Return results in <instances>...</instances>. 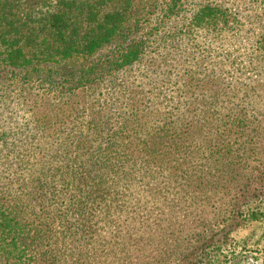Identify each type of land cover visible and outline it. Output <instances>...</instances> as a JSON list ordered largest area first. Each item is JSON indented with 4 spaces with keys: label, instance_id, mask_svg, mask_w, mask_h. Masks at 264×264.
Masks as SVG:
<instances>
[{
    "label": "trees",
    "instance_id": "16d2710c",
    "mask_svg": "<svg viewBox=\"0 0 264 264\" xmlns=\"http://www.w3.org/2000/svg\"><path fill=\"white\" fill-rule=\"evenodd\" d=\"M233 20L219 0H0V264H77L138 204L163 219L214 198L236 207L250 181L226 178L223 160H249V125L220 95L237 88L222 61L186 60L192 34L217 37ZM142 23L157 48L188 46L173 62L145 57ZM148 58L142 77L162 85L144 89L130 70Z\"/></svg>",
    "mask_w": 264,
    "mask_h": 264
},
{
    "label": "rangeland",
    "instance_id": "374dc122",
    "mask_svg": "<svg viewBox=\"0 0 264 264\" xmlns=\"http://www.w3.org/2000/svg\"><path fill=\"white\" fill-rule=\"evenodd\" d=\"M219 1L229 8L235 23L231 21L223 27L224 30L217 37L210 34V37L204 38L201 34H192V46L189 48L191 55L186 60L187 63H193V57L201 55L205 57L204 65L222 61V75L228 84L237 88L220 97L224 99L221 101L226 102L224 108L226 105L232 106L230 113L235 117H244L245 123L249 125L246 131L248 136L241 135L250 141V157H247L249 160H233L228 166V162L223 160L224 171L226 178L235 181L246 177L250 181V191L241 195L239 188L236 189L240 197H235L236 202H239H235L236 207L233 208L232 205H221L214 198L215 205H201L199 209L190 206L187 215L185 211L172 212L166 207L168 215L164 213V219L162 210L158 214L152 213L154 215L150 218L149 209L145 206L138 204L134 208L130 207L132 211L128 214L125 210L122 217L118 218L119 223L107 224L104 235L97 238H103V244L97 241L83 249L77 264H264V152L255 157L251 152L253 144L259 149L263 147L261 151H264V53L257 56L263 59L261 63L257 64L256 57L250 59L256 52H264L258 44L261 34H264V0ZM197 5L199 3L194 7ZM191 6L188 5V8ZM151 11V19L159 15L156 8ZM170 29L176 31L174 26ZM152 31L147 24L142 23L137 34L146 37V43L150 46L145 57L153 55L161 58L164 55L167 61L173 62L178 57L175 52L179 50L176 48H186V43L181 47L166 44L165 47L157 48L161 34ZM184 54L188 56L187 52ZM149 60L136 63L130 70L144 89L153 84L162 85L152 73L151 78L142 77L144 64ZM168 86L163 88L165 93L173 90L172 85ZM237 141L242 142V138H237ZM208 164L203 161L199 168L201 175L218 181L216 175L207 173L210 169ZM171 203L178 206L176 199ZM187 204L189 200L184 202V205ZM155 215H158V219L150 221ZM213 215L217 219L211 226L205 227L204 224ZM103 245L106 246L100 247Z\"/></svg>",
    "mask_w": 264,
    "mask_h": 264
}]
</instances>
